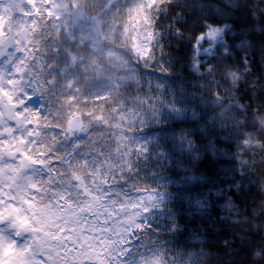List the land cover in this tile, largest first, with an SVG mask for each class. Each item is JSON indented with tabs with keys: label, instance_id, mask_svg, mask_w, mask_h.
Masks as SVG:
<instances>
[{
	"label": "clouds",
	"instance_id": "1",
	"mask_svg": "<svg viewBox=\"0 0 264 264\" xmlns=\"http://www.w3.org/2000/svg\"><path fill=\"white\" fill-rule=\"evenodd\" d=\"M0 264H264V0H0Z\"/></svg>",
	"mask_w": 264,
	"mask_h": 264
}]
</instances>
